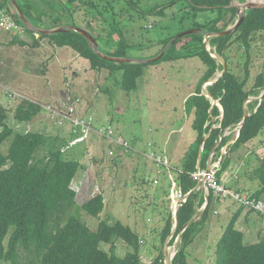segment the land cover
Segmentation results:
<instances>
[{"label": "trees", "instance_id": "trees-1", "mask_svg": "<svg viewBox=\"0 0 264 264\" xmlns=\"http://www.w3.org/2000/svg\"><path fill=\"white\" fill-rule=\"evenodd\" d=\"M233 1L168 0L164 4L140 11L146 16L167 17L168 11L173 13L177 6L180 7L172 16L175 21L173 27L178 28L179 32L162 39L159 42L162 49L152 58L158 57L181 33L191 30L198 32L176 41L163 58L156 62L132 59L131 62H115L109 58H128L129 49L135 46L130 45L125 33L120 29L117 17L110 22L112 33L108 39L95 33L92 26L94 20H89L88 14L80 19L77 5L90 6L89 9L92 10L95 5L90 0H16L34 29L25 26L10 0H0L8 13L25 27L26 35L33 40V48H39L43 39H47L55 48H70L87 60L92 70H105L112 75L121 74L117 83L119 88L127 93L138 89V80L144 75L145 67L162 61L199 58L206 67L197 91L185 102L187 113L194 114L192 127L196 138L186 152L181 168L177 170V190L188 198L178 210V226L170 241V246L177 238L181 241L173 264H189L187 249L206 222L210 223L215 219L218 214L217 211L216 214L214 212L216 203L235 204L230 200L217 199L213 192H210L207 206L200 213L199 210L206 203V194L202 189L197 191L199 181L192 174L198 170L201 149L202 170L207 169L212 154L213 162L222 158L217 174L221 180L222 174L232 163L229 155L221 154L217 157L231 140V135L223 136L224 132L239 130L238 138L228 149L229 154L252 142L264 131V98L262 101L248 102L251 97L263 94L264 73L258 74L254 86L247 89L249 61L245 64L244 79L231 72L227 65L224 75L207 87L213 101L203 94L204 84L214 78L219 70H224L223 65L218 64V60L212 57V53L222 56L228 63L226 51L229 46L238 42L249 51L252 36L264 32V9L253 8L246 11L244 20L234 33L208 38V35L223 32L234 25L239 9L233 5ZM125 2L131 9L139 11L134 0ZM96 11L103 15L100 9L97 8ZM188 22H191L192 26L185 28ZM74 28L91 35L98 44V51H95L90 41ZM56 29L66 30L52 34L43 32ZM35 34H39L40 38H36ZM28 44L19 35H14L9 43L20 47H26ZM208 45L212 47V51L208 50ZM218 105L222 107V112ZM40 113L39 105L23 102L17 109L15 119L19 124L30 123ZM247 113L249 116L245 118ZM0 128V148L11 139L8 152L4 154L0 151V264H20L21 252L33 257L31 264H144L140 236L120 221L110 222L101 218L106 209L102 193H97L98 195L82 205L78 202L73 184L81 164L78 160L65 157L59 137L13 129L7 123V111L1 104ZM205 136H208L206 141ZM122 140L127 146L114 148L119 154L130 153V144ZM62 143L67 145L66 141ZM149 146H152V142ZM125 153L123 154L126 155ZM255 175L263 187L260 191L250 194L257 199H264V161L255 171ZM235 205L239 209L225 224L217 243L216 264H264V232L260 234L257 242L247 241L245 233L239 230L237 225L245 209ZM84 214L98 220L96 230H92L83 220ZM221 221L216 220L215 223ZM174 226V214L170 213L161 234L163 246ZM120 240L130 249L123 257L118 255L117 243ZM102 245H109V251L104 250ZM150 264H166L163 248Z\"/></svg>", "mask_w": 264, "mask_h": 264}, {"label": "rangeland", "instance_id": "rangeland-1", "mask_svg": "<svg viewBox=\"0 0 264 264\" xmlns=\"http://www.w3.org/2000/svg\"><path fill=\"white\" fill-rule=\"evenodd\" d=\"M90 1L95 5L92 10L89 9L90 6L77 5L80 19L88 14V19L94 20L92 26L95 33L108 39L112 33L110 22L117 17L120 29L125 33L130 45L135 46L129 49V59H154L152 57L162 49L159 42L179 32L178 28L173 27L175 21L172 20L173 13L178 11L179 6L173 13L168 11L167 17L146 16L140 12L164 4L168 0H134L139 11L128 7L125 0ZM246 3H250V0L233 1V5L239 9L235 23L244 15ZM97 8L103 15L96 11ZM88 19L85 18L86 21H89ZM191 26V22H188L185 28ZM232 27L234 25L229 28ZM19 36L29 43L28 46L9 45L14 34L0 33V104L7 111L8 125L17 131L39 132L59 137L65 157L78 160L81 164L73 184L78 202L82 205L98 195L97 193H102L106 209L101 218L110 222L120 221L132 228L142 240V262L150 264L160 250L165 248V244L163 246L161 243V234L167 217L177 211L173 209L172 195L178 191L177 185L173 190L178 175L171 162L178 165L186 145L196 138L192 127L194 114L187 113L184 99L192 91H197L206 67L199 58L162 61L145 67L144 75L138 80V89L127 93L122 91L117 83L121 74L112 75L105 70H92L89 62L80 56L76 59L74 68L61 73L56 66L61 56L58 50L61 48L53 47L47 39L42 40L39 48H33V40L29 35L24 33ZM35 37L40 38L39 34H35ZM243 46L238 42L229 46L226 51L229 60L227 65L231 72L244 79L245 64L249 61L246 86L250 89L254 86L257 75L264 73V32L252 36L249 51ZM207 47L209 49V45ZM217 60L218 64H222V60ZM48 73L52 83L45 77ZM222 73L219 70L215 77ZM261 96L250 99H260ZM23 102L39 105L41 113L30 123L19 124L15 115ZM74 118H92L96 128L111 126L118 136L130 144V153L122 152L120 155L119 151L115 150V156L110 158L109 144L92 132L86 140L84 139L85 142L70 147L76 137L83 136L74 132ZM181 127L184 128L179 132L172 131ZM1 130L2 128L0 132ZM236 133L237 130H227L223 136L231 134V140H234ZM259 137L264 143V131ZM154 138L158 142H153ZM62 141H66L67 145L64 146ZM261 141L251 144L247 152L238 157L233 156V153L227 154L229 150L226 146L217 154V157L222 153L232 157L234 165L240 168L234 167L230 170L232 173L228 178L234 180V174L237 172L238 182L245 179L247 187H250L249 177L250 185L253 183L251 191L254 193L263 187L255 175V171L264 161ZM150 142L152 146H149ZM10 144L11 139L1 146L0 151L6 154ZM171 149L173 152H169ZM151 153L165 157L167 166L153 162L145 156ZM169 154H174V161L170 160ZM42 155L43 153L40 154ZM230 218L231 216L223 219L217 214L214 222L225 220L227 223ZM83 220L92 230L97 229V219L84 214ZM212 222H206L188 247L189 264H216L215 251L223 230L220 227L222 221L218 222L219 227L218 223H215L217 226L211 225ZM255 223V230L260 229L263 233L262 219H256ZM257 237L256 234H251L250 237L247 236V241L256 242L259 240ZM180 242L179 238L172 246L169 242L172 256L177 253ZM102 248L109 251V245H102ZM117 249L118 255L122 257L130 251L121 240L117 243ZM21 253L20 264H31L33 257Z\"/></svg>", "mask_w": 264, "mask_h": 264}, {"label": "built area", "instance_id": "built-area-1", "mask_svg": "<svg viewBox=\"0 0 264 264\" xmlns=\"http://www.w3.org/2000/svg\"><path fill=\"white\" fill-rule=\"evenodd\" d=\"M0 33L14 34V35H22L26 33L25 27L20 25L15 20V18L10 13H8V11L1 5V3H0ZM72 123L75 129L74 132L78 135H83V136L81 137L78 136L79 138L76 137L74 141L71 143L70 147L83 142L84 139L86 140L91 134V132L97 138L99 139L101 138L103 139V141L109 144L110 156L115 155L116 149L114 147L120 145L127 146V144L123 142L121 137H119L116 134L115 130L111 126H107L104 128H96L92 118L89 119L74 118ZM145 156H147V158H149L153 162L167 166V162L164 161L165 157L162 158L154 153L146 154ZM213 158H214V154L210 156L209 173L206 171V169L205 170L198 169L195 173L192 174V176L195 179H197L198 181H202V186L200 188H197V191L202 189L206 194L205 196L206 203L204 204L201 210L205 209L208 203V196L210 195V192H213L215 198L221 200L233 201V203L239 205L243 209L252 211L253 213L257 214L264 222V199H257L248 192H241L238 190L231 189L226 185V183H224L222 180H219L217 174L220 169V162L222 158H220L218 162H213ZM175 187H176V183L174 184L173 190L175 189ZM186 197L187 196H183L180 191L173 192L172 195L173 209H175V211L178 210V208H180L182 204L186 202L187 200ZM216 213L217 212H215V214Z\"/></svg>", "mask_w": 264, "mask_h": 264}, {"label": "crops", "instance_id": "crops-1", "mask_svg": "<svg viewBox=\"0 0 264 264\" xmlns=\"http://www.w3.org/2000/svg\"><path fill=\"white\" fill-rule=\"evenodd\" d=\"M37 38V37H36ZM58 52L60 53V58H59V60H57V67H58V69H59V71L62 73V72H68L69 70H71V68H74V66H76V62H77V58H80L79 57V55L76 53V52H74L72 49H70V48H61V49H59L58 50ZM53 73L54 72H52V76H51V78L53 79ZM48 80H50V82H51V78H50V74L48 73L47 74V76H45ZM52 83V82H51ZM204 86H205V84H204ZM203 89H204V87H203ZM196 91H192L190 94H188L186 97H185V99H184V101H186L187 100V98L188 97H190L191 95H193L194 93H195ZM184 127H181L180 129H173L172 131L173 132H175V131H180V130H182ZM172 133V132H171ZM180 134V133H179ZM178 134V135H179ZM156 136H157V134H155ZM231 135V134H230ZM238 135H239V130H237V133H236V136H235V139L234 140H230L228 143H227V145H226V149L228 148L229 149V147L231 146V145H233V143L235 142V140L238 138ZM259 138V139H258ZM261 139L262 138H260L259 136L255 139V140H253L252 142H250V143H248L247 145H245V146H243V147H241L239 150H236V151H233L231 154L233 155V156H235V157H238L241 153H244V152H247V150H248V148L250 147V145L251 144H256V142L258 141V143L261 141ZM154 140L155 141H153V142H158V140L156 139V138H154ZM194 142V141H193ZM192 142V143H193ZM191 143V144H192ZM191 144H187L186 145V149L184 150V154H183V157L182 158H180V160L178 161V165H174V163H172L171 162V164L173 165V167H175V169L176 170H179L180 168H181V163H182V160H183V158H184V156L186 155V152L188 151V149H189V147H190V145ZM261 147L260 148H264V143H263V141H261ZM177 148V147H176ZM176 148H175V150H176ZM166 150V149H165ZM179 150H181V148L179 149ZM201 151H202V149H201ZM169 152H173V150L171 149ZM223 155H225L224 153H222ZM230 154V155H231ZM248 154V153H247ZM250 154H248V156H249ZM167 157H168V154H167ZM169 158H170V160H172V161H174L173 160V158H174V154H172L171 156H170V154H169ZM232 158V157H231ZM209 162H210V160H209ZM209 162H208V165H207V168L209 167ZM236 162V161H235ZM235 163L232 161V163H231V166L222 174V176H221V180L224 182V183H226V185L229 187V188H231V189H234V190H238V191H241V192H248V193H254L253 191H251V185L253 184H251L250 185V183L249 182H251V180H250V178L248 177V184H249V186L250 187H247V185H246V182H245V179H244V181H239L238 182V179H236V178H238V176L236 175L237 174V172L234 174V177H235V179L233 180H231L230 178H228V175L229 174H231L232 173V171H230V170H233V168L234 167H236V169H239L240 167H238L237 168V166H235L234 165ZM238 166H240L239 164H238ZM220 170V169H219ZM230 176V175H229ZM230 182V183H229ZM258 190V189H257ZM264 195V194H263ZM262 195V197H264ZM231 204V205H230ZM239 209V207L238 206H236L235 204H232V203H230V202H225V203H216V205H215V207H214V212L215 211H217L218 212V214L219 215H221V218H223V219H226L227 217H230V216H232L233 215V213H235L237 210ZM204 210H201V212L200 213H202ZM214 214V213H213ZM256 219H258V220H260L261 221V218L257 215V214H255V213H253V212H251V211H248V210H244L243 212H242V214H241V216H240V218H239V221H238V228L242 231V232H244L245 233V235H246V238H247V236L248 237H250L251 236V234H256L258 237H257V239L259 238V236H260V234H261V231H260V229H258L257 231L255 230V225H256V223H255V220ZM224 222H225V220H224ZM223 222V220H222V223L220 224V223H218V227H219V224H220V227H221V229L224 231V226H225V224H226V222L224 223ZM263 222V221H262ZM211 225H213V226H217L216 224H215V222H214V220H213V222H212V224ZM264 232V231H263ZM257 242V241H256Z\"/></svg>", "mask_w": 264, "mask_h": 264}, {"label": "water", "instance_id": "water-1", "mask_svg": "<svg viewBox=\"0 0 264 264\" xmlns=\"http://www.w3.org/2000/svg\"><path fill=\"white\" fill-rule=\"evenodd\" d=\"M15 11L17 12V14L19 15L21 21L25 24V26L29 29H34V27L32 26V24L30 23V21L26 18V16L24 15V13L22 12V10L20 9V7L18 6L16 0H10ZM253 8H263L264 9V4H261V5H254V3H246L244 5V15L241 17L240 20L237 21V23L234 24V27L232 28H228L227 30L223 31V32H220V33H215V34H211V35H208V38H213V37H224V36H228L232 33H234L236 31V29L238 28V26L242 23V21L244 20V17L246 16V11L249 10V9H253ZM66 29H56V30H51V31H43L44 33H48V34H52V33H55V32H61V31H64ZM74 30L76 32H80L81 34H83L89 41L90 43L93 45L95 51H98V44L96 43V41L93 39V37L91 35H89L88 33L84 32L83 30L81 29H78V28H74ZM42 32V31H41ZM198 31L197 30H191V31H186L184 33H181L180 35H178L177 37H175L172 42L170 43V45H168L163 51L162 53L152 59V60H149V61H141V62H156L158 60H160L161 58H163V56L166 54V52L168 51V49L176 42L178 41L179 39L187 36V35H190V34H195L197 33ZM214 58H219L221 59L223 62H222V65L224 67V70H223V73L220 75V76H217L215 78V80L213 82H216L219 78H221L224 73L226 72V69H227V63H226V60L220 56V55H217L216 56H213ZM110 60L112 61H115V62H131L130 59L128 58H109ZM203 94L206 95L204 93V90H203ZM207 96V95H206ZM209 98H211L210 96H208ZM264 98V92L262 94V96L260 97V99H256L258 101H262ZM211 100L213 101V99L211 98ZM254 99H248V101H252ZM215 103V101L213 102ZM249 116V114L247 113L245 118H247ZM208 138V136H205L204 137V141H206ZM201 154H202V151L200 152V156H199V160H198V166H197V169H200V161H201ZM207 172L209 173L210 170L209 168L207 169ZM202 186V181H199L198 184H197V188H200ZM188 198V196L186 197V199ZM179 210V208H178ZM178 210L176 211V213L174 214V219H175V226H174V229L172 230V233L171 235L168 237L167 241L165 242V248H164V252H165V258H166V264H173V258L175 255L172 256V253H170V247H169V242L170 240L174 237L175 235V232H176V228L178 226V223H177V214H178ZM198 215V213L196 214V216Z\"/></svg>", "mask_w": 264, "mask_h": 264}, {"label": "bare ground", "instance_id": "bare-ground-1", "mask_svg": "<svg viewBox=\"0 0 264 264\" xmlns=\"http://www.w3.org/2000/svg\"><path fill=\"white\" fill-rule=\"evenodd\" d=\"M250 2L251 3H254V4H259V5H261V4H264V0H250ZM216 56V55H215ZM221 60V59H220ZM217 77V76H216ZM216 77H214V78H212L211 80H209L208 82H206L205 83V86H204V93L207 95V96H210L209 94H208V91H207V87L208 86H210V85H212L214 82V80H215V78ZM220 108H222L221 106H220ZM172 254H173V252H172Z\"/></svg>", "mask_w": 264, "mask_h": 264}, {"label": "clouds", "instance_id": "clouds-1", "mask_svg": "<svg viewBox=\"0 0 264 264\" xmlns=\"http://www.w3.org/2000/svg\"><path fill=\"white\" fill-rule=\"evenodd\" d=\"M209 51H212V47L209 45V49H208ZM216 55V54H215ZM212 57H213V53H212ZM214 58V57H213ZM215 59H217V58H215ZM215 104V103H214ZM219 107H220V105H218ZM221 109V112L223 111V109L222 108H220ZM215 128V127H214ZM212 162V161H211ZM209 165H210V162H209ZM209 168V167H208ZM207 168V169H208ZM201 169V168H200ZM207 169H206V171H207ZM207 206V205H206ZM202 209V208H201ZM201 209L199 210L200 212H201ZM204 210V209H203Z\"/></svg>", "mask_w": 264, "mask_h": 264}]
</instances>
